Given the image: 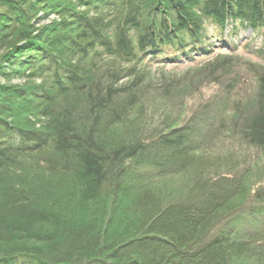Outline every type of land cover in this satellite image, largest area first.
I'll return each instance as SVG.
<instances>
[{
	"label": "trees",
	"instance_id": "obj_1",
	"mask_svg": "<svg viewBox=\"0 0 264 264\" xmlns=\"http://www.w3.org/2000/svg\"><path fill=\"white\" fill-rule=\"evenodd\" d=\"M242 54L264 62V0H0V264H264V63ZM201 60L220 90L190 117L142 105L188 79L153 68ZM246 68L241 147L207 155Z\"/></svg>",
	"mask_w": 264,
	"mask_h": 264
},
{
	"label": "rangeland",
	"instance_id": "obj_2",
	"mask_svg": "<svg viewBox=\"0 0 264 264\" xmlns=\"http://www.w3.org/2000/svg\"><path fill=\"white\" fill-rule=\"evenodd\" d=\"M246 36L249 37L250 33L247 32ZM208 62V60H201L192 64H183L178 67L153 68L149 75V81L153 85H161L172 76L182 78L187 74L188 79L185 87L179 88L168 97L162 96L157 92L149 91L145 96L142 105L144 104L147 107L156 106L155 111L160 110L161 114L165 115L168 113V115L173 116V118L177 117L179 120L187 119L190 117L192 110L197 104L205 98L216 94L220 90V84L207 83L204 85V79L198 75V72H201ZM241 62L245 64L252 63L255 65L264 63L261 60L245 56L244 54L241 55ZM234 77L239 78L240 84L237 86L238 88L232 92L230 97L232 102L231 108L224 115L227 132L217 139L214 145L208 148L209 152L206 154L212 157L214 155L227 153L234 149H240L239 137L236 135V132L231 129L232 127L230 124L235 116L234 113L238 108H243V110L249 112V109L253 107L251 104L254 96L253 93L256 88L254 78L248 73L247 68L240 70L238 74L235 73ZM222 83V86L227 84L224 80H222ZM15 84H18V82ZM234 103L238 105V108H236ZM261 170L264 172V157L259 158L257 164L253 166L249 172L248 176L250 177V181H255L258 176V171L260 173Z\"/></svg>",
	"mask_w": 264,
	"mask_h": 264
}]
</instances>
